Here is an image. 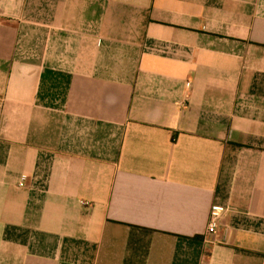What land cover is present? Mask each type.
I'll return each mask as SVG.
<instances>
[{
    "label": "crops",
    "instance_id": "obj_1",
    "mask_svg": "<svg viewBox=\"0 0 264 264\" xmlns=\"http://www.w3.org/2000/svg\"><path fill=\"white\" fill-rule=\"evenodd\" d=\"M0 264H264V0H0Z\"/></svg>",
    "mask_w": 264,
    "mask_h": 264
},
{
    "label": "built area",
    "instance_id": "obj_2",
    "mask_svg": "<svg viewBox=\"0 0 264 264\" xmlns=\"http://www.w3.org/2000/svg\"><path fill=\"white\" fill-rule=\"evenodd\" d=\"M22 184L23 183H20V185H22ZM224 211L225 210H223V208L221 206H216V205L212 206L210 220H209V223L207 225V233H214L216 231L219 218Z\"/></svg>",
    "mask_w": 264,
    "mask_h": 264
}]
</instances>
